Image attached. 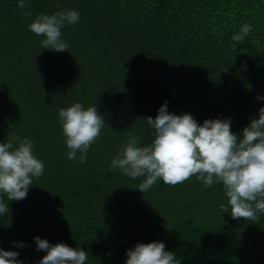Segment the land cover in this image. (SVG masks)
<instances>
[{"label": "trees", "instance_id": "obj_1", "mask_svg": "<svg viewBox=\"0 0 264 264\" xmlns=\"http://www.w3.org/2000/svg\"><path fill=\"white\" fill-rule=\"evenodd\" d=\"M0 0V143L29 137L44 174L0 216V248L39 264L34 237L89 253L86 264H125L137 243L163 242L181 264H264V214L232 219L222 184L195 177L171 186L111 170L128 133L151 144L167 102L174 114L231 118L239 135L264 107V0ZM61 8L56 7L57 4ZM75 9L62 29L68 51L43 49L28 25L39 13ZM252 32L233 50L231 37ZM95 104L105 127L86 163L67 158L58 109ZM79 157V153L77 154ZM6 199V198H5ZM15 242V243H13ZM23 243L24 247L16 245Z\"/></svg>", "mask_w": 264, "mask_h": 264}, {"label": "clouds", "instance_id": "obj_2", "mask_svg": "<svg viewBox=\"0 0 264 264\" xmlns=\"http://www.w3.org/2000/svg\"><path fill=\"white\" fill-rule=\"evenodd\" d=\"M17 7L24 10L25 17L31 16L26 10L27 0H17ZM56 7L60 9L61 5L58 3ZM79 20L80 13L75 9L51 15L39 13L28 28L43 37V49L64 52L69 44L62 38V29L76 25ZM252 30V25L245 23L232 35L233 50L243 44ZM144 119L154 129L152 143L142 146L141 137L128 133L125 144L111 160V170H120L132 179L143 177L137 188L142 193L158 180L176 186L195 177L205 188L222 184L228 198L227 205L220 206L223 213H229L230 209L232 219L254 223L264 214V107L239 135L233 133L230 117L205 119L200 124L190 113L168 112L167 102L160 106L154 119ZM58 121L68 160L79 158L80 163H86L90 147L105 127L103 115L95 104L85 107L75 102L58 109ZM43 174L44 162L34 154V142L29 137L12 136L0 143V216L9 214V201L25 199L34 179ZM34 241L37 251L46 253L39 264H86L89 260V253L82 248L63 242L53 245L39 236ZM16 246L25 245L21 242ZM165 248L158 241L137 243L126 250L125 264H181L174 252ZM18 257V252L0 248V264H23Z\"/></svg>", "mask_w": 264, "mask_h": 264}]
</instances>
